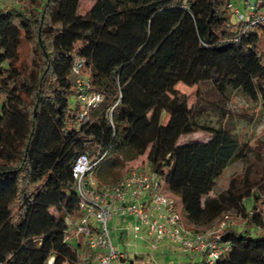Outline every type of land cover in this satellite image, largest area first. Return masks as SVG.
<instances>
[{"label":"trees","instance_id":"1","mask_svg":"<svg viewBox=\"0 0 264 264\" xmlns=\"http://www.w3.org/2000/svg\"><path fill=\"white\" fill-rule=\"evenodd\" d=\"M92 1L84 14L81 0H20L0 9V264L79 263L68 221L77 217L73 165L81 154H105L93 174L100 186L119 183L131 170L126 164L146 156L184 223L198 231L236 210L247 227L221 233L229 250L215 264H264L257 210L264 172L255 181L246 175L241 186L232 179L211 197L225 170L248 159L249 146L203 122L205 109L189 107L177 90L210 85L264 110V22L233 24L234 0ZM255 5L251 19L264 11V0ZM79 59L103 98L82 119ZM196 132L210 137L179 143ZM251 225L261 233L253 236Z\"/></svg>","mask_w":264,"mask_h":264},{"label":"built area","instance_id":"2","mask_svg":"<svg viewBox=\"0 0 264 264\" xmlns=\"http://www.w3.org/2000/svg\"><path fill=\"white\" fill-rule=\"evenodd\" d=\"M244 6L250 11L246 15L234 2L229 5L239 22H250V26L264 22V11L251 19L255 3L244 0ZM86 63L85 59H79L73 66L77 75L76 100L82 106L81 119L103 100L92 91ZM104 157L105 154L97 155L96 160H92L88 154H81L73 165L78 208L77 217L68 221V232L74 233L68 240L72 243L76 239L78 264H112L126 260L111 237L109 223L115 217L129 219L128 234L150 238L153 250L157 244L167 241L180 253L204 256L200 264H215L228 252L229 245L220 243L221 234L200 232L184 223L174 198L163 191V183L155 174L134 170L119 183L100 186L93 174Z\"/></svg>","mask_w":264,"mask_h":264},{"label":"rangeland","instance_id":"3","mask_svg":"<svg viewBox=\"0 0 264 264\" xmlns=\"http://www.w3.org/2000/svg\"><path fill=\"white\" fill-rule=\"evenodd\" d=\"M18 1L20 0H2L0 9L5 6H17ZM233 2L243 14L246 15L250 12L244 6V0H234ZM250 2L254 4L256 0H250ZM92 4V0H81L79 14L87 12ZM231 20L233 24L238 23V18L233 12H231ZM26 52L27 49H25L24 57L28 61L29 58ZM199 89L200 94L197 96ZM177 90L189 98V107L198 104L199 107L205 109V114L202 118L203 122L212 126H218L220 124L225 126L240 141L249 146L248 159L239 161L228 167L218 179L215 190L210 196L215 197L225 192L232 179H235L236 183L240 186L243 184L246 175L252 181L259 179L264 172V110L262 107L250 101L240 92L229 91L227 97H224L212 89L210 85L190 88L179 84ZM70 104H75L74 97H71ZM174 105L175 102H173L168 110L162 113L160 118L161 124L167 123L170 114L175 108ZM209 137L210 135L205 132H196L182 137L179 143L185 144L193 141H204ZM128 168H131V170L127 175L134 170H144L151 173L149 166L146 164V156L140 157L133 163L126 164L125 170ZM262 197H264V193ZM254 202L253 197L244 201L246 212L251 211ZM257 210L264 217V203H258ZM115 218L109 223L111 237L114 245L126 255V260L124 262H113L112 264H182L191 262V257L178 252L174 246L166 241L157 244V248L153 250L150 238L143 235H139L136 238L134 235L128 234L127 226H129V221L124 222L122 219ZM228 226L242 230L247 227V222L236 210H230L211 227L200 229V232L216 231V234H221ZM250 233L256 236L261 231L255 225H251ZM121 236L123 238H120ZM141 236L144 238H141ZM72 245L76 247L77 244L74 241ZM193 260V263L200 264L205 260V257L197 255L194 256Z\"/></svg>","mask_w":264,"mask_h":264},{"label":"crops","instance_id":"4","mask_svg":"<svg viewBox=\"0 0 264 264\" xmlns=\"http://www.w3.org/2000/svg\"><path fill=\"white\" fill-rule=\"evenodd\" d=\"M0 3H1V1H0ZM0 5H1V4H0ZM116 218H117V217H116ZM116 218H115V219H116ZM117 219H122V220H124V222H125V221H129V222H130L129 219H124V218H117ZM127 227H128V226H127ZM120 238H123V237L121 236ZM74 241L76 242V239H73L72 242H74ZM166 242H167V241H166ZM76 244H77V243H76ZM77 245H78V244H77ZM77 245H76V246H77ZM172 246H173V245H172ZM185 255H186V254H185ZM186 256L191 257V261H194L193 258H194V256H196V255H186Z\"/></svg>","mask_w":264,"mask_h":264}]
</instances>
